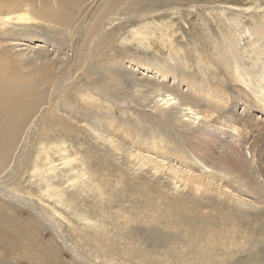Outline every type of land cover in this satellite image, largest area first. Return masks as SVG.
Segmentation results:
<instances>
[{"label":"rangeland","instance_id":"rangeland-1","mask_svg":"<svg viewBox=\"0 0 264 264\" xmlns=\"http://www.w3.org/2000/svg\"><path fill=\"white\" fill-rule=\"evenodd\" d=\"M60 1L0 0V59L36 104L0 160V264H264V140L213 121L264 0H123L89 33L108 0L68 25Z\"/></svg>","mask_w":264,"mask_h":264},{"label":"bare ground","instance_id":"bare-ground-1","mask_svg":"<svg viewBox=\"0 0 264 264\" xmlns=\"http://www.w3.org/2000/svg\"><path fill=\"white\" fill-rule=\"evenodd\" d=\"M122 1H103V8L96 13L95 21L90 24L88 33L94 31L95 25L101 26L105 21L106 13L114 10L115 6L120 5ZM75 3L74 0L59 2V12L61 14L59 17L61 19L58 22L68 25L66 20L69 17H67V14L73 12L69 10L75 8ZM63 12L67 13L63 14ZM53 19L55 21L56 17L54 16ZM238 36L237 44L240 47L238 51L242 53L247 51L248 48L253 51L246 60L247 64L250 62V66L253 69H247L244 73L236 76L234 86L226 87L225 89L220 88L219 96L221 97H219V103L222 106L221 109L219 106V117L214 118L213 121L219 123L220 130L232 136L235 135L238 142L250 144L256 142L255 136H260L264 140V44H257L256 47L253 37L250 46L245 45V33ZM252 44L253 47H251ZM12 66H8L4 58L3 60L0 59V160L9 157L20 137L23 126L36 107L35 103L33 104L26 99L32 90L25 76L19 71L11 70ZM155 72L157 75L162 74L159 70ZM238 103L242 104V112H238L236 108ZM187 109L192 111L189 107ZM253 109L261 115L254 118V113L251 112ZM243 112L244 114L253 115L252 117L255 121L247 122L244 120L241 115ZM237 116L242 118L244 122L239 120ZM209 117L212 118V114ZM258 158L264 163V149L258 155ZM262 170L264 172V168Z\"/></svg>","mask_w":264,"mask_h":264}]
</instances>
